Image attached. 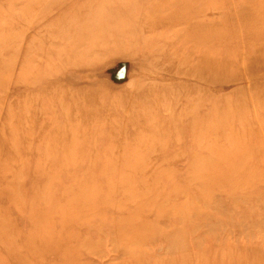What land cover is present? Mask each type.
Instances as JSON below:
<instances>
[{
    "label": "rangeland",
    "instance_id": "1",
    "mask_svg": "<svg viewBox=\"0 0 264 264\" xmlns=\"http://www.w3.org/2000/svg\"><path fill=\"white\" fill-rule=\"evenodd\" d=\"M196 1L0 0V264H264V0Z\"/></svg>",
    "mask_w": 264,
    "mask_h": 264
},
{
    "label": "bare ground",
    "instance_id": "2",
    "mask_svg": "<svg viewBox=\"0 0 264 264\" xmlns=\"http://www.w3.org/2000/svg\"><path fill=\"white\" fill-rule=\"evenodd\" d=\"M180 2L177 3V6L174 5L175 0H161L162 4H159L158 6L161 7L162 9L158 10L157 14L153 17L157 18L155 20L160 21V23L167 27L169 26L172 22L178 23L182 20L189 21L191 16L187 14L188 9L193 8V6L197 3L196 0H179ZM160 13V14H159ZM192 13V12H191ZM192 16L193 13H192ZM92 32H86V30L81 29V28H75L74 29V34L75 38L74 40H71V44L75 43H86V40H91L89 37L95 36L98 32L102 31L104 36L106 34H110V30L108 29V26L104 22H99L98 25H95L94 28H92ZM211 29V28H210ZM203 32V33H202ZM183 35L188 37L191 42L195 44H206L207 46L212 44V41L214 39V35L209 34L207 29L200 26L199 24H195L194 26H189L188 30H185L183 32ZM203 36L205 39L202 40ZM88 41V42H89ZM72 49L75 51V48H78V46L71 45ZM84 56H79L76 57L78 58L77 60H80ZM200 61H201V56H200ZM203 63H210L213 64L212 62H208L205 58H202Z\"/></svg>",
    "mask_w": 264,
    "mask_h": 264
}]
</instances>
